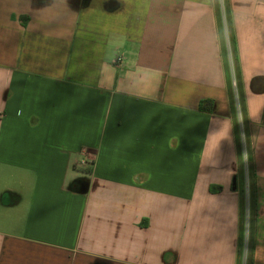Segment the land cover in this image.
<instances>
[{"label":"crops","instance_id":"1","mask_svg":"<svg viewBox=\"0 0 264 264\" xmlns=\"http://www.w3.org/2000/svg\"><path fill=\"white\" fill-rule=\"evenodd\" d=\"M229 5L253 254L217 0H0V264H264V0Z\"/></svg>","mask_w":264,"mask_h":264},{"label":"trees","instance_id":"2","mask_svg":"<svg viewBox=\"0 0 264 264\" xmlns=\"http://www.w3.org/2000/svg\"><path fill=\"white\" fill-rule=\"evenodd\" d=\"M224 9L226 11V15L228 17V24L230 25V38H231V43H232V54L235 60V65H236V74H237V83H238V94L235 93V90L233 88V80L232 79V69L230 62L228 61V47L226 45V42L224 40V36L222 33V44H223V53H224V58H225V63H226V69H227V74H228V80L230 83V89H231V105L233 108L234 112V124H235V130L237 134V139H238V151H239V173L236 178V184L238 183V180H240L241 187L239 189L240 195L242 197V233H241V248H240V257L242 256V250H243V243H244V226H245V218H246V210L248 207V203L250 205V210L252 214V225L250 228V252H254V236H255V221L253 222V216L255 217V171H254V160H253V152L251 148V143L249 140L248 132H247V112H246V103H245V98L243 94V86H242V80H241V74H240V67H239V55H238V48L236 44V39H235V32H234V27L233 23L231 20V9L229 5V0H224ZM220 4V1L217 0V5ZM219 15V14H218ZM222 29V28H221ZM237 101H239L240 104V109L242 111V115L244 118V125H245V131L244 135L246 137L247 145H248V151H247V164H248V172L246 170V162L244 158V153H243V148H242V131L240 128V124L238 122V108H237ZM214 106L213 101H203L201 103V109L202 111L205 112H211L212 108ZM247 177L249 179V186L247 185ZM254 212V213H253ZM251 259V257L249 258ZM250 264V261H249Z\"/></svg>","mask_w":264,"mask_h":264},{"label":"rangeland","instance_id":"3","mask_svg":"<svg viewBox=\"0 0 264 264\" xmlns=\"http://www.w3.org/2000/svg\"><path fill=\"white\" fill-rule=\"evenodd\" d=\"M220 1V4L217 5V9H218V14H219V18H220V25H221V28H222V33H223V36H224V40L226 42V45L228 47V53H229V58H228V61L230 62V67H231V71H232V79L233 82H236V88H234L235 90V93L238 94V83H237V74H236V65H235V60H234V57H233V50H232V43H231V38H230V25L228 24V17L226 15V11L224 9V0H219ZM237 108H238V122L240 124V128H241V131H242V148H243V153H244V158H245V162H246V170L248 172V164H247V151H248V145H247V141H246V137L244 135V129H245V125H244V118H243V115H242V111H241V107H240V104H239V101H237ZM248 179V177H247ZM249 181V179H248ZM249 186V185H248ZM252 218L250 216V212H249V208L247 210V214H246V225L247 226V229L248 227L251 228V225H252ZM248 235V233H247ZM246 235V238H247V246H250V237H248ZM250 236V235H249ZM246 249V248H245ZM244 249V250H245ZM247 251H248V247H247ZM249 253V251H248Z\"/></svg>","mask_w":264,"mask_h":264},{"label":"built area","instance_id":"4","mask_svg":"<svg viewBox=\"0 0 264 264\" xmlns=\"http://www.w3.org/2000/svg\"><path fill=\"white\" fill-rule=\"evenodd\" d=\"M233 86H234V88H236V87H235V86H236V82H233ZM82 155L86 156V155H87V151H86V150L82 151ZM81 164L84 165V166H87V165L89 164L88 159L85 157V158L81 161ZM246 182H247V185H249V181H248V179H247Z\"/></svg>","mask_w":264,"mask_h":264}]
</instances>
